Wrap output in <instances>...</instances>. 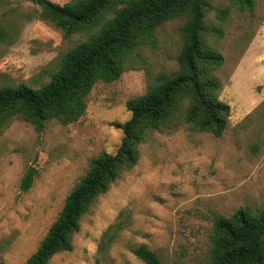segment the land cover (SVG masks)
<instances>
[{
	"label": "rangeland",
	"instance_id": "rangeland-1",
	"mask_svg": "<svg viewBox=\"0 0 264 264\" xmlns=\"http://www.w3.org/2000/svg\"><path fill=\"white\" fill-rule=\"evenodd\" d=\"M222 8L225 20L215 12ZM205 10L203 37L224 56L213 74L221 81L220 99L231 107L226 130L220 137L197 131L181 111L169 128L151 131L137 164L83 215L72 250L49 264H147L134 253L142 244L164 264H200L209 256L214 214L264 206V0H255L252 11L210 0ZM40 13L32 0H0V85L41 86L61 56L89 36H65ZM185 23V16L162 23L155 44L140 50L137 69L95 83L77 121L50 120L37 131L15 119L0 134V264H25L90 161L117 152L124 132L114 123L130 119L127 101L158 75L178 71ZM31 166L37 174L23 191Z\"/></svg>",
	"mask_w": 264,
	"mask_h": 264
},
{
	"label": "trees",
	"instance_id": "trees-1",
	"mask_svg": "<svg viewBox=\"0 0 264 264\" xmlns=\"http://www.w3.org/2000/svg\"><path fill=\"white\" fill-rule=\"evenodd\" d=\"M32 1L41 8V18L65 36L90 33L61 56L58 68L41 86L0 85V134L15 119L30 122L37 131L50 120L62 125L77 121L86 112L87 96L95 83L112 82L125 71L137 69L140 50L156 42L157 27L186 17L178 71L158 75L144 94L127 101L130 119L114 123L124 132L117 152H103L90 161L25 263L49 264L56 253L72 250L73 235L79 231L83 215L126 169L137 164L139 147L151 131L169 128L183 111L184 122L193 129L220 137L227 128L231 107L220 99L221 81L213 74L224 63V56L203 37L207 29L205 7L210 0H70L63 5L52 0ZM230 2L242 11L255 7V0ZM215 12L225 20L228 9ZM36 174L35 167L28 168L20 184L23 191L31 188ZM211 238L208 259L200 264H264V206H242L229 216L214 214ZM134 253L147 264H164L146 245H139Z\"/></svg>",
	"mask_w": 264,
	"mask_h": 264
}]
</instances>
